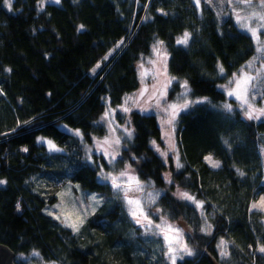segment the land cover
<instances>
[{
  "label": "trees",
  "instance_id": "trees-1",
  "mask_svg": "<svg viewBox=\"0 0 264 264\" xmlns=\"http://www.w3.org/2000/svg\"><path fill=\"white\" fill-rule=\"evenodd\" d=\"M40 1L12 0L8 10L0 0V180L7 182L0 185V242L15 251V264H169L158 239L142 236L100 178L101 170L122 172L126 166L162 190L151 208L185 227L195 253L176 264H224L219 236L227 241L228 264H264L258 250L264 214L251 209L264 193V116L247 119L219 88L255 53L253 37L231 17L220 23L212 8L194 0H61L42 9ZM185 31L191 33L186 47L176 43ZM119 41L121 48L92 75ZM157 41H163L168 72L176 79L170 94L184 80L198 98L178 115L183 167L157 153L158 118L138 110L130 113L133 135L116 159L101 153L89 159L86 147L106 132L99 122L106 106L119 105L138 88L137 62ZM38 137L63 151L49 152ZM209 154L220 160L219 168L205 161ZM67 180L109 195L78 231L46 211ZM179 188L204 202L212 233L202 231L195 203L175 195Z\"/></svg>",
  "mask_w": 264,
  "mask_h": 264
},
{
  "label": "rangeland",
  "instance_id": "rangeland-1",
  "mask_svg": "<svg viewBox=\"0 0 264 264\" xmlns=\"http://www.w3.org/2000/svg\"><path fill=\"white\" fill-rule=\"evenodd\" d=\"M47 2H50V0H43V5ZM201 4H206L210 8H212L220 23H222L225 19L231 17L233 18L238 28L249 33L251 37H253L256 47L255 53L226 82L219 84V88L223 90L229 98H233L235 100V104L246 117L245 112L248 108V105L244 104V100H247L248 104H250L255 109L264 108V28L260 29L258 37L253 36L251 31L245 30L241 27L240 23H238L236 20V15L237 13H239L241 16H246L249 15L251 11H260V2L259 0H252L253 8H249L246 4H237L236 0H232V3H229L228 0H211L210 3H206L205 0H200V5ZM3 6L8 10H12V6L11 9H9L7 4L5 3V0L3 2ZM260 23L262 22L258 21L257 19H252L250 21V28L258 27ZM121 46L122 43L121 41H119V43L112 50H110L104 56V58L107 56L109 59L117 50L121 48ZM108 59H104L103 61H99L97 63L100 65V67L97 68L96 72L100 70V68H102L103 64L108 61ZM167 59V52L165 51L164 47L161 46L159 55L156 53V51H154L153 48L149 56H146L145 58L137 62L139 86L134 91L127 93L119 105L106 106L104 113H110L108 119H102L104 113L99 119V122L105 125L106 132L104 135L97 137L94 140L93 144L86 147V153L89 159L92 157L93 153H101L108 161L112 162L113 160H111V157L104 155L103 151L100 148V144L103 143L106 137H108L112 141H114L116 138H119L121 141L119 146L112 145L110 147L107 144L104 145V147L108 148L109 152H117L118 156L121 149L126 145L127 141L131 139L126 135L124 131L125 127L132 130V127L130 125V113L133 110H138L141 112L153 113L157 116L158 123L161 129L162 141L161 143L153 144V146L157 153L161 155L165 161H167L168 157L170 156L175 165L176 155L178 154L180 158V151L176 143L178 115L181 111L185 110L179 108V105L183 104L187 100L192 101V103L189 104L190 106L195 103L198 98L191 97L189 90L186 91V89L182 86L185 82L184 80H180L179 90L174 92L173 95L170 94V89L172 88V85L176 79L172 77L168 72ZM153 61H155V63H152ZM97 64L93 68H96ZM141 64H143V69L141 68ZM92 69L90 73L94 75L92 73ZM145 69L147 70L146 72L144 71ZM248 77H251L252 79L250 83L241 84V88L238 90L240 96H237L235 94L228 95L229 92H232L234 89H236L237 81H242ZM165 85L167 86L166 89ZM145 88L147 89V91H143ZM162 91L166 92V94L161 98L160 92ZM142 92L143 95H141ZM157 99L160 100L159 105L156 104ZM171 104L178 105L176 109L178 115L176 116L172 124H168L167 121L171 118V109H169V105ZM242 105L244 106L242 107ZM125 107L129 108L130 111L124 112L123 108ZM112 109H115V111L111 112ZM165 109H168V111H165ZM172 145H174V149ZM163 152H167V157L161 154ZM260 152L262 155L264 166V145L260 146ZM207 156H211L214 161H218L220 163V160L214 158L212 155L209 154L205 157ZM206 162L210 165L208 161ZM102 171L105 173V177L100 176V178L110 183L112 196L119 198L122 201L123 206L130 215V218L135 223L136 217H133L131 213L133 210H137V206L135 204H129L128 200H140V206L143 208L144 213L147 214L148 220H150L152 223L151 225H149L148 220H143V217H140L143 222L140 224L136 223L139 226V232H141L142 236H147L148 239H158V242H160V245L162 247L161 254L165 261H167L169 264H172V261L169 259V240H172L173 248L179 249L181 244H184L187 245V247L190 248L193 253H195L194 248L189 246L185 240V227L178 221H173L165 218L160 214L157 208H151L152 202H150V197L148 194H154L156 192H159L161 194V189L154 186L151 181L140 179L131 166H126L124 171H122L127 172V176H121L120 173L122 172H106L104 170H101L100 172ZM169 174L170 173L168 171L167 176ZM113 176L117 177L116 183L122 185L121 188L113 187L111 180V177ZM129 176L138 178L140 183L144 185L143 191L137 190V185L134 182L129 184ZM125 187L128 188L127 192L124 191ZM181 192H187L190 195L194 196V194L179 188L175 191V195L181 200H185L180 197L179 193ZM57 196V201L54 204L47 206L46 211L54 218L59 217V222L72 229L73 227H71V225L73 224H75L79 229L80 226L87 220V218L98 208V206L106 198L109 197L107 193L88 190L84 188L80 183L71 180H67L64 184L58 186ZM93 197H95L96 199H93ZM261 197H264V193H262L257 200L252 201L251 209L260 210L264 214V207H252L253 203H257L259 205ZM196 200L201 201L198 198H196ZM198 210L202 218V229L206 226V223L207 225H211L207 218V215L205 214L204 208H198ZM262 221L264 222V215ZM156 225H160V227L158 228L156 227ZM167 225H171L174 228H179L180 233L177 234L175 232H169L167 229ZM206 233H212V225L211 232ZM218 240V245L220 244L221 240L226 242L225 250L228 252L227 241L222 236H219ZM218 253L220 261L224 264H228V255L222 256L220 247H218ZM153 256L157 257L158 253L156 251L152 252V257ZM185 256L192 255H187L181 252L179 255H177L176 261Z\"/></svg>",
  "mask_w": 264,
  "mask_h": 264
},
{
  "label": "snow or ice",
  "instance_id": "snow-or-ice-1",
  "mask_svg": "<svg viewBox=\"0 0 264 264\" xmlns=\"http://www.w3.org/2000/svg\"><path fill=\"white\" fill-rule=\"evenodd\" d=\"M50 2L51 3H55V4H59L61 2V0H50ZM205 2L206 3H210L211 0H205ZM228 2L232 3V0H228ZM259 2H260V5H261V10L260 11H251L250 14L246 15V16H241L239 13H237V15H236V20H237L238 23H240L241 27L243 29H245V30L251 31L252 35L256 36V37H258V33H259L260 29L264 28V0H259ZM5 3L7 4L8 8L11 9L12 0H5ZM236 3L237 4H241V3L242 4H246V5H248L249 8H253L252 0H236ZM194 4L197 7H199L200 0H194ZM40 6H41V9H42L43 8V0H41V5ZM158 11H160L162 15H167V13H165L162 9H159ZM252 19H257L258 21H260L262 23H260L258 27L250 28V21ZM83 29H84V25L81 24V25L78 26L77 31H81ZM190 38H191V33L185 31L182 34V36H180V37H178L176 39V43L178 45H183V46L186 47L188 45V43H189V39ZM121 43H122V41H121ZM162 45H163V41H157V44L153 46L154 51H156V53L158 55L160 53V47ZM118 47H119V45H118ZM165 56H166V53H165ZM104 59L106 60V59H108V57L106 56ZM152 63H155V61H153ZM99 67H100V65L97 64L96 68L92 69V73L95 74L97 68H99ZM141 68L143 69V64H141ZM5 71L11 72L12 69H10V68L9 69H5ZM144 71L146 72L147 70L145 69ZM219 71L221 73H223L224 72V68L222 66H220L219 67ZM251 79H252L251 77H248V78H246V79H244L242 81H237L236 82V89H234L232 92H229L228 95H234L235 94L237 96H240V93H239L238 90L241 88V84L242 83H244V84L250 83ZM182 86L186 89V91L188 90L187 81H185ZM166 87L167 86L165 85V89H166ZM143 91H147V89L145 88ZM165 94H166V92H163V91L160 92L161 98ZM141 95H143V92L141 93ZM240 98H242V97H240ZM159 103H160V100L157 99L156 100V104L159 105ZM190 103H192V101H187L186 100L183 104L179 105V108L187 109L189 107ZM244 104L248 105V108H247V110L245 112V115H246V117L249 120L254 119V118L255 119H259L261 116H264V108L255 109L250 104H248L247 100H244ZM243 106L244 105H242V107ZM177 107H178V105H176V104L169 105V109H171V112H170L171 118L167 121L168 124H172L173 121L175 120L176 116L178 115V113L176 112ZM224 108L228 109L229 111H231V105L230 104H225ZM114 111H115V109L111 110V112H114ZM123 111L124 112H128V111H130V109L125 107V108H123ZM165 111H168V109H165ZM109 115H110L109 112H105L104 116L102 117V119L103 120H107ZM25 123L27 124L28 122H25ZM63 127H64L65 131L69 132L72 135L80 136V137L83 136V133L79 129L73 130V129H70L67 125H64ZM13 131H15V129H13ZM124 131H125L126 135L129 138L132 137L133 132H132L131 129L125 127ZM37 143L46 145L48 150H49V152H60V151H63V149L59 148L53 140L48 139L46 137H38L37 138ZM120 143H121V141H120L119 138H116L114 141H112L108 137H106L105 140L103 141V143L100 144V148L103 151L105 156H109V157H111V160H115L118 153L115 152V151L109 152L108 148L104 147V145L107 144V145H109L111 147L112 145L119 146ZM154 143L155 142L153 141V144ZM227 143L228 142L225 141V144H227ZM172 147L174 149V145H172ZM22 151L27 152L28 149L27 148H23ZM161 154L163 156L167 157V152H163ZM205 160L208 161L210 163V165L212 167H214V168H219L220 167V163L218 161H214L211 156L205 157ZM175 167L177 169H180V168L183 167V165L180 163V158H179L178 154L175 157ZM120 175L121 176H127L128 173L127 172H122V173H120ZM240 175L243 176L244 173L241 172ZM100 176L101 177H105V173L103 171L100 172ZM111 180H112L113 187H115V188H121L122 187V185L116 183L117 177L113 176V177H111ZM133 182L137 185V190L143 191L144 185L140 183L138 178L129 176V184H131ZM167 182L170 183V184L173 183L170 179H167ZM5 183H7V182L4 181V180H0V185L5 184ZM124 191L127 192L128 188L125 187ZM148 195L150 197V202L154 203L155 199L159 197L160 193L159 192H156L154 194L149 193ZM179 195H180V197L182 199L194 202L197 208H201L202 209L203 206H204V202L203 201L196 200V198L194 196L190 195L187 192H181V193H179ZM93 199H96V198L93 197ZM128 203L129 204H135L137 206V210H133L132 213H131L133 217H136V223L137 224L142 223L143 220H148L147 214L144 213L143 208L140 206V200L139 199H136V200L129 199ZM258 206L264 207V197L260 198L259 205L257 203H253L252 204L253 208H257ZM17 208L19 209V205H17ZM140 217H143V220ZM56 219H59V217H56ZM151 223L152 222L150 220H148V224L151 225ZM165 223H166V221H165ZM71 227H73L74 230L78 231V227L75 224L71 225ZM156 227L159 228L160 225H156ZM167 229H168L169 232H175L177 234L180 233V229L179 228H174L171 225H167ZM202 231L211 232V225H207V223H206V226L202 229ZM168 242H169V250H168L169 251V259L172 261V264H176V257L181 252H183L184 254H187V255H193L194 254L192 252V250L187 247V245L181 244L179 249H177V248H173L172 247V240H169ZM218 247L221 248V255L222 256H227L228 255V252L225 250V247H226V242L225 241L221 240L220 244L218 245ZM258 250L261 253H264V245L260 246ZM34 254L38 255V253H34Z\"/></svg>",
  "mask_w": 264,
  "mask_h": 264
},
{
  "label": "water",
  "instance_id": "water-1",
  "mask_svg": "<svg viewBox=\"0 0 264 264\" xmlns=\"http://www.w3.org/2000/svg\"><path fill=\"white\" fill-rule=\"evenodd\" d=\"M16 253L7 244L0 242V264H15Z\"/></svg>",
  "mask_w": 264,
  "mask_h": 264
}]
</instances>
